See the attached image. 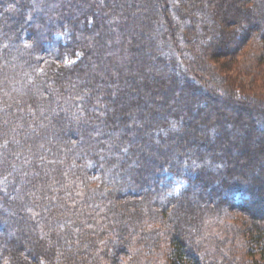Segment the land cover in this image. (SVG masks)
<instances>
[{"label":"trees","instance_id":"obj_1","mask_svg":"<svg viewBox=\"0 0 264 264\" xmlns=\"http://www.w3.org/2000/svg\"><path fill=\"white\" fill-rule=\"evenodd\" d=\"M0 161V264H264V0H0Z\"/></svg>","mask_w":264,"mask_h":264},{"label":"rangeland","instance_id":"obj_2","mask_svg":"<svg viewBox=\"0 0 264 264\" xmlns=\"http://www.w3.org/2000/svg\"><path fill=\"white\" fill-rule=\"evenodd\" d=\"M242 25L240 24L238 29H240ZM236 29V27H233V29ZM234 29V30H235ZM236 31V30H235ZM238 34H239V31H238ZM250 46H251V43L249 42V39L247 41H245L243 43V49H242V53H241V56H244V52H248L249 49H250ZM223 52V51H222ZM229 57L231 58L232 56L231 55H228V56H224L222 57V61L223 60H228ZM258 77H252V75H249L247 77L245 76H241L240 79L242 81H245V84H249L250 81H252L253 79L256 81V85H258V81L259 79H257ZM258 94H260V92H257ZM215 168V166H214ZM182 180L183 181V184H178V181ZM163 183L165 186L168 187V194H171V195H177L179 194L186 186V182L181 179V178H177V177H174L172 176L170 173H165L164 175V179H163Z\"/></svg>","mask_w":264,"mask_h":264},{"label":"snow or ice","instance_id":"obj_3","mask_svg":"<svg viewBox=\"0 0 264 264\" xmlns=\"http://www.w3.org/2000/svg\"><path fill=\"white\" fill-rule=\"evenodd\" d=\"M25 46L27 47V45H25ZM5 47H6V45H5ZM77 55H79V54L77 53ZM41 114L43 115V113H41ZM83 116H84V112L81 111L80 116L78 117V119H82ZM44 126L45 125H41V127H44ZM40 147L43 148V145L41 144ZM109 147H112V145H109ZM128 151H129L128 147L122 146V147L119 148V152L120 153L127 154ZM40 159L43 160L44 159L43 156H41ZM26 162L30 163V161H26ZM0 163H2V161H0ZM48 163H53V161L50 160V161H48ZM186 166H187V164H186ZM191 166L194 167V168L201 167V165L197 164L195 160L192 161ZM217 167H219V165H217ZM3 179H4V181H6L7 177L5 176ZM0 183H2V181H0ZM178 184H183V181L182 180L178 181ZM0 192H3L5 195H7V191H6L5 188H0Z\"/></svg>","mask_w":264,"mask_h":264},{"label":"bare ground","instance_id":"obj_4","mask_svg":"<svg viewBox=\"0 0 264 264\" xmlns=\"http://www.w3.org/2000/svg\"><path fill=\"white\" fill-rule=\"evenodd\" d=\"M256 193L258 194L259 193V190H257Z\"/></svg>","mask_w":264,"mask_h":264}]
</instances>
